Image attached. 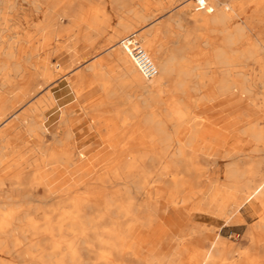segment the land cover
Returning <instances> with one entry per match:
<instances>
[{
  "label": "bare ground",
  "instance_id": "1",
  "mask_svg": "<svg viewBox=\"0 0 264 264\" xmlns=\"http://www.w3.org/2000/svg\"><path fill=\"white\" fill-rule=\"evenodd\" d=\"M83 1L0 0V172H15L12 179L0 178V198L5 196L8 200H14L15 196L21 197L25 192L29 194L28 190H37L36 188H44L50 196L55 195L58 189L56 181L59 178L57 172L61 171L60 168L73 173L70 174L73 176L87 167V156L81 151L78 154L61 152L57 150L56 144L48 145L47 133L52 136L53 141L58 140L55 129L45 124L46 112L55 107V97L51 92L45 105L40 100L21 115L17 114V109L28 99L37 98L42 91L54 84L53 80L43 77L37 61L42 59L43 50L51 45L58 30H62L60 19L63 16L78 17V20L84 22L81 15L84 10ZM140 1L146 7L144 2L147 0ZM169 1L173 4L180 0ZM199 2L205 7L201 8ZM24 3L32 7V12L40 18L39 21L19 18L20 13L25 11ZM188 3L197 9L195 23L206 28L202 31L206 32L202 37L207 46L213 47L211 56L214 62L193 61L182 56L180 48L173 50L167 61L161 62L156 57L155 37L150 40L138 34L137 38L158 71L153 80L147 81L125 49V39L120 41V48L113 55L121 67L126 83L144 88L152 98H156L162 92L166 93L164 85L169 82L174 97L166 102L167 118L158 121V116L147 114L143 120V128L147 131L149 140H142L138 145L149 147V150H131L123 159H118V153L114 165L112 161H108L97 172L95 181L92 179L94 182L91 180L85 185L87 187L84 194L59 201L54 209L64 210L59 222L52 220L53 214H45V223L39 225L33 223L31 214L16 211V208L0 212V235H4L0 237V264H5L1 256L6 254L18 256L26 264H146L129 248L125 238H135L137 242L139 225L145 230H152L159 221L157 212L161 200L165 199L163 195L172 192L175 196L184 197L198 190L207 171L212 170L210 166L216 163L215 160L221 163L212 171V181L206 186L207 192L214 193L217 185H221L223 191L214 193V196H219L222 200L231 202L237 198V193L248 196L241 205L233 206L222 216V225H230L232 218L236 215L243 216V212H252L255 216L256 212L254 213L250 203L261 204L264 208V124H260L261 120L248 123L250 114L242 116V119H234L235 124L242 125L240 132L245 143L254 142L250 155L240 151H225L220 157L214 154L207 156L201 154V151L199 153L197 148L201 143L212 148L215 136L210 138V129L202 126L206 121L195 114V109L205 99L206 91L214 93L217 98L238 94L251 101L264 114V37L262 33L256 34L257 28L247 21L241 24L239 21L242 19L227 7L226 0H190ZM104 13L101 9L95 15L88 30L102 33ZM18 22H22V25L16 26L19 25ZM178 23L182 24V21L178 19ZM128 27L129 25H124V31ZM29 29H32L33 35L29 33ZM246 30L256 34V42L252 41L254 45L247 49L238 50L235 47L247 40ZM122 33H115L109 38L110 43L115 42ZM86 34L84 40L93 45L92 37H89L88 32ZM9 37L11 39L7 41ZM26 42L30 44L29 48H26ZM28 78L29 84L21 86ZM178 94L183 96L182 101ZM58 122L60 125H68V121L61 116ZM165 123H170L174 132L169 131ZM186 125L190 127V131L185 139H181V132ZM72 136V132L68 130L64 139L70 140ZM29 144L34 145V148L29 147L23 154L22 149ZM111 146L116 150L114 144ZM209 148L205 151L209 152ZM7 151L15 156L10 162L5 158ZM30 155L34 157L31 158ZM202 156L214 161L206 166L200 162L203 166L199 163ZM51 166L56 167L49 169ZM26 171L31 173L30 178L23 177ZM115 182L121 188H117L114 194L105 195L102 201L94 196L97 191L93 193L90 190L98 183L112 185ZM8 184L11 192L1 195ZM123 190L125 199L122 198ZM153 194L162 196L147 204L139 203V196ZM68 203L72 207L65 211ZM3 204L4 201L0 200V205ZM11 205L15 207L18 203L14 202L10 207ZM18 207L21 208L19 205ZM8 220L20 224L29 222L30 225L16 232L15 229H8ZM103 221L107 224L104 225ZM10 233L20 234L21 237L10 238L7 236ZM27 234H33L34 238H27ZM246 234L250 239L251 249L255 250L254 254L249 252L251 254L247 253L248 256L244 255L245 251L229 245L221 236L211 241L210 247L204 252L195 246L189 250L187 244H182L184 239L178 237L179 246L170 260L183 264L187 251H191L199 259L197 264H254L253 261L259 258V252L264 253V217L254 226L251 225ZM194 236L195 233L189 239ZM91 256L94 257L93 261L89 259ZM235 256H240L242 260H235Z\"/></svg>",
  "mask_w": 264,
  "mask_h": 264
},
{
  "label": "rangeland",
  "instance_id": "2",
  "mask_svg": "<svg viewBox=\"0 0 264 264\" xmlns=\"http://www.w3.org/2000/svg\"><path fill=\"white\" fill-rule=\"evenodd\" d=\"M188 1L190 0H180L171 4L169 0H147L144 2L146 3V7H144L143 2L140 0H84L82 5L84 10L81 13L84 22L78 20V17L63 16L60 19L62 30L60 31L61 28L58 30L56 36L52 39L51 45L43 50L42 59L37 61V66L40 68L43 77L50 81L53 80L54 84L42 91L37 98L28 99L23 106L17 109V114L21 115L27 108L37 104L40 100L42 105H45L44 103L48 101L47 99L51 92L55 97V107L46 112L47 119L45 124L55 129L58 140L53 141L52 136L47 133L48 145L56 144L57 147L54 146L61 152L71 151L78 154L81 151L87 156L85 159L87 167L72 176L70 174L73 173H67L58 166L61 171L57 172L59 178L56 181L58 189L55 195L50 196L45 192L44 188H36L37 190H28L29 194L25 192L26 195L15 196L14 200H8L5 196H1L0 200L4 201V204L0 205V212H9L16 209V211H21L22 213L27 212L34 218L35 221L33 220V223L36 222L39 225L45 223V214H53L52 220L57 223L60 221V214L64 210L54 211V209L61 200L84 194L87 187L85 185L91 182L92 179L95 181L94 178L97 172L108 161H112L111 163L114 165L118 153V159H123L131 150H149V147L138 145L142 140H149L148 136H146L147 131L143 128V120L147 114L158 116L160 118L158 121L165 120L168 112L166 102L173 99L174 93L171 91L169 82L164 85L166 93L162 92L160 97L156 98H152L144 88L126 83L121 73V67L113 53L120 48V41L133 34H142V36L150 40L155 37L157 46L156 57L161 62L167 61L176 48L182 50V56L193 61L207 62L209 60L214 62L211 56L213 47L207 46L202 37L206 33H202V31H205L206 28L199 27L195 23L194 17L197 9L194 8L193 4H189ZM226 5L236 13L239 7H244L245 18L239 22L242 24L247 19L248 23H253L256 26V34L262 33L261 35L264 37V0H226ZM25 6V11L20 13L19 18L21 20L28 18L30 21H32L31 19L39 21L40 18L34 16L32 7L26 4ZM101 9L105 12V23L102 26V33L97 34L91 29L88 30V25L92 23L95 15ZM178 19L182 21V24L178 23ZM142 20H146V22ZM21 23L16 26H21ZM124 25H129L127 31H124ZM28 31L29 33L33 32L32 29ZM87 32L89 37H92L93 45L84 40ZM118 32L123 33L115 42L110 43L109 38ZM256 34H251L248 31L246 42L235 48L243 50L253 46V42H256ZM10 37L7 41L12 38ZM26 44L28 45L26 46ZM25 46L29 48L30 44L26 42ZM29 80L30 78L23 81L21 86L28 85ZM204 95L205 99L197 106L195 114L206 121L202 126L210 129V138L215 136L212 142H214L215 147H218L215 152L216 157H220L225 151L232 153L240 151L242 154L250 155L254 142L247 141L245 143V138L240 132L242 125L235 124L232 119H242V116L250 114L253 119L251 120L250 118L248 123L261 120L260 124L262 125L264 124V121H262L264 114L251 101L238 94L217 98L214 93L206 91ZM178 97L181 101L183 100L181 94H178ZM60 116L68 121L67 126L58 124ZM166 126L169 131L174 132L170 123H167ZM68 130L72 132L73 136L70 140H65ZM189 131L190 127L184 126L180 138L185 139ZM61 140L64 141L61 142ZM111 144L115 145L116 150L113 149ZM126 145H129V147H126ZM29 147L34 148V145L25 146L22 149V153L25 154ZM197 150L207 156L211 155L213 151L211 150V153L205 152L202 144ZM11 153L10 151L5 153V158L9 162L15 157ZM30 156H32L31 158L34 157L33 155ZM212 160V158L207 159V157L202 156L199 159V163L203 162L206 166L214 161ZM215 161L217 164L214 163L210 166L212 170L207 171L198 190L186 194L184 197L175 196L172 192L163 195L165 199L161 200L157 212L159 221L156 222L152 230H145L142 225L138 226L137 232L139 236L136 244L148 251L161 247L157 252V257L164 259L161 264H179L170 260L172 253L179 246L178 237L184 239L182 244H187L189 250L192 249V246H195L202 252L206 251L210 247V242H201L200 238L203 232H209L217 238L221 236L229 245L232 244L237 249L240 248L243 252L245 251L244 255L254 254L255 250L251 249L250 239L246 233L251 225L254 226L258 220L264 217V208L261 204L253 202V211L254 213L256 212L255 216L252 212H243L245 220L231 223L230 225H222L224 223L222 221V212H227L229 209L231 204L229 201L222 209V212H217L219 219H222L217 221L214 218L216 210L214 205L218 204L219 201L217 202V200L220 197L214 196V193L216 194L223 190L221 185H217L214 193H208L206 187L212 181L214 167L221 163L219 160ZM203 163L200 164L203 165ZM53 167L56 166H51L49 169H53ZM88 169L89 171H86ZM103 172H100V174ZM14 175L15 172L12 171L0 172L1 179H12ZM23 177L26 179L30 178L31 173L26 171L23 173ZM116 184L117 182L112 185L98 183L93 185L94 189L90 190L93 193L97 191L98 193H94V196L99 201H102L105 195H108V193L114 194L121 188ZM9 192H11V188L8 184V187L3 189L1 195H7ZM124 193L125 190L122 192L123 199H125ZM161 196L160 194L139 196V203L147 204L149 201L151 202ZM236 196L238 201H244L248 197L241 193L235 194V198ZM14 202H17L21 208L18 205L15 207L11 205L10 207V204ZM12 207L14 208L12 209ZM71 207L69 203L66 204L65 211H68ZM174 208H181L188 213L189 218H191V229L201 230H193L186 235L184 233L182 235L173 234L167 224V218L169 211ZM195 211L203 215L196 214L194 213ZM7 222L9 223L8 229H15L16 232L24 230L30 225L29 222L21 224L12 222V220ZM103 224L106 225L107 222L103 221ZM193 233L196 236L189 239ZM32 235L27 234V238H34ZM7 236L10 238L21 237L17 233H10ZM0 237H4V235L1 234ZM132 249H135V245L132 246ZM259 253V258L253 261L255 262L254 264H264V260H262L264 259V253ZM1 257L5 264H26L24 259L16 255L10 256L6 254ZM236 258L239 262L242 260L240 256H235V260ZM89 259L93 261L94 257L91 256ZM198 261L199 259L191 251H187L183 264H197Z\"/></svg>",
  "mask_w": 264,
  "mask_h": 264
},
{
  "label": "crops",
  "instance_id": "3",
  "mask_svg": "<svg viewBox=\"0 0 264 264\" xmlns=\"http://www.w3.org/2000/svg\"><path fill=\"white\" fill-rule=\"evenodd\" d=\"M234 7V6H233ZM237 9V8H236ZM244 12H245V8L244 7H239L237 9V14L239 15V17L241 19L245 18L244 16ZM241 13V14H240ZM247 21V19H246ZM248 22V21H247ZM250 23V22H249ZM253 25V23H250ZM254 27H256L255 25H253ZM233 122L235 121L234 119H232ZM202 144V143H201ZM203 145V150L205 151L206 148H209V146L205 147L204 144ZM215 148V149H214ZM215 155V152L218 150V147H215V144L213 145V147L209 148V152ZM206 152V151H205ZM219 197V196H218ZM219 201V202H218ZM218 204L214 205L215 206V213H214V218L217 221H220L221 219H219L217 212H222V209H224L225 205L229 202V201H225L222 200V198H220L219 200H217ZM243 201H238V198L234 199L233 201H231V204L229 206L230 210L233 206H239L242 204ZM250 206L254 209L253 203H250ZM227 210V212H228ZM227 212H222V215L224 216ZM194 213L196 214H201L202 213L195 211ZM241 220H245L244 217L242 215H236L232 218V220L230 221L231 223H237L240 222ZM190 221L191 218H189L188 213L183 210V209H179V208H174L171 211H169V215L167 218V224L170 228V230L173 232V234H179L182 235L183 233L186 235L187 233L189 234V232L195 230V231H200L201 229H191L190 226ZM183 235V236H185ZM217 237H214L211 233L209 232H203L201 235V242H211L213 240H215ZM125 240H127L128 246L131 250H133V252L146 264H152L153 262H159L161 264V262H163L164 259H159L157 257V252L159 249H161V247H157L155 250L153 251H148L143 247L138 246V244H136L137 242L134 240H130L128 239V237L125 238ZM129 240V241H128ZM135 245V249H132V246Z\"/></svg>",
  "mask_w": 264,
  "mask_h": 264
},
{
  "label": "built area",
  "instance_id": "4",
  "mask_svg": "<svg viewBox=\"0 0 264 264\" xmlns=\"http://www.w3.org/2000/svg\"><path fill=\"white\" fill-rule=\"evenodd\" d=\"M199 5L201 8L205 7L202 2H199ZM123 44L141 75L147 81L153 80L157 76L158 71L137 36H129L123 41Z\"/></svg>",
  "mask_w": 264,
  "mask_h": 264
}]
</instances>
